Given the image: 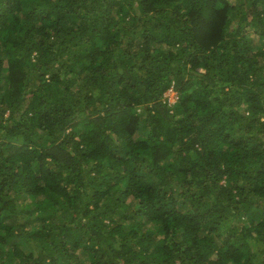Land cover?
I'll use <instances>...</instances> for the list:
<instances>
[{
  "label": "clouds",
  "instance_id": "1",
  "mask_svg": "<svg viewBox=\"0 0 264 264\" xmlns=\"http://www.w3.org/2000/svg\"><path fill=\"white\" fill-rule=\"evenodd\" d=\"M0 14V264H264V0Z\"/></svg>",
  "mask_w": 264,
  "mask_h": 264
},
{
  "label": "trees",
  "instance_id": "2",
  "mask_svg": "<svg viewBox=\"0 0 264 264\" xmlns=\"http://www.w3.org/2000/svg\"><path fill=\"white\" fill-rule=\"evenodd\" d=\"M0 19H3V15L2 14H0Z\"/></svg>",
  "mask_w": 264,
  "mask_h": 264
}]
</instances>
